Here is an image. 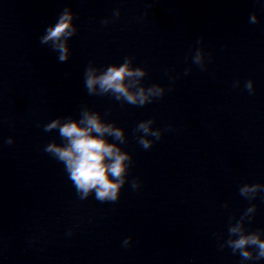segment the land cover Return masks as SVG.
<instances>
[{
  "label": "water",
  "instance_id": "obj_1",
  "mask_svg": "<svg viewBox=\"0 0 264 264\" xmlns=\"http://www.w3.org/2000/svg\"><path fill=\"white\" fill-rule=\"evenodd\" d=\"M65 7L78 32L61 63L40 37ZM116 8L120 17L101 24ZM201 36L206 71L191 62ZM126 56L147 69L145 85L171 91L144 107L89 96L88 63ZM85 104L126 131L133 164L115 203L80 200L63 164L43 151L61 142L43 125L79 119ZM150 118L172 130L145 150L134 129ZM245 182L264 183V0H0V264H240L218 244L228 217L249 206L238 191ZM252 203L247 227L264 229V200Z\"/></svg>",
  "mask_w": 264,
  "mask_h": 264
},
{
  "label": "clouds",
  "instance_id": "obj_2",
  "mask_svg": "<svg viewBox=\"0 0 264 264\" xmlns=\"http://www.w3.org/2000/svg\"><path fill=\"white\" fill-rule=\"evenodd\" d=\"M121 15L119 8L113 9L111 17H105L101 24L108 25ZM76 13L70 7H65L58 15L54 24H49L40 37L42 45H48L57 53V59L63 63L69 60L71 49L70 39L78 32L74 22ZM259 17L252 13L250 24H257ZM203 36L195 44V51L191 54V62L201 71L207 70L211 61V54L206 53L203 45ZM188 58L186 57V60ZM192 71L188 67L184 75ZM147 69L134 66V57L126 56L122 63L108 64L104 67L89 62L84 71V87L89 96L110 95L116 101L135 107H144L155 100L162 99L171 86L161 84L145 85L144 78ZM177 77L172 76L174 81ZM254 80L244 82V89L253 94L255 92ZM240 81H235L233 87H239ZM104 115H107L105 113ZM154 118L140 121L134 133H138L137 143L145 150L152 148L153 144L162 138L163 132L172 130L154 128ZM44 132L56 131L60 143L52 140L44 146L43 151L63 164L68 179L80 200L90 196L100 203H115L120 199L121 191L128 183L130 168L133 164L132 154L122 148L127 142L126 131L117 126L115 121H108L99 111L88 105H82L79 119L71 115L59 116L43 125ZM5 144L12 145L13 137H8ZM140 180L133 179L131 187L135 190L140 187ZM239 195L249 202V206L237 218L228 217L227 239L221 238L219 248H230L233 255L240 257V264H256L264 260V229L249 231L247 225L252 222L257 212V205L252 203L258 196L264 200V183L245 182L239 186ZM223 207L227 208L225 203ZM71 235V231L68 233ZM132 237L123 239L122 246H131Z\"/></svg>",
  "mask_w": 264,
  "mask_h": 264
}]
</instances>
